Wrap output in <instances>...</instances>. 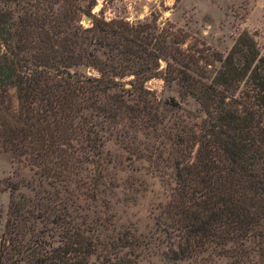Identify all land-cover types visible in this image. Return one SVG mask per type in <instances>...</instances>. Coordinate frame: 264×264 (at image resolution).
Returning <instances> with one entry per match:
<instances>
[{"label": "trees", "instance_id": "trees-1", "mask_svg": "<svg viewBox=\"0 0 264 264\" xmlns=\"http://www.w3.org/2000/svg\"><path fill=\"white\" fill-rule=\"evenodd\" d=\"M94 5L33 0L21 14L0 9V154L31 172L24 184L5 183L0 264H136L150 241L167 264L264 260V59L251 41L237 43L216 55L206 84L203 56L181 49L176 30L104 21L90 14ZM153 78L192 98L204 118L177 125L185 130L170 137L175 149L154 156L173 186L153 217L157 236L146 239L110 227L106 208L98 215L83 201L97 190L98 173H86L104 162L105 136L141 113L126 99L148 103L146 121L158 122L144 88ZM246 82L250 96L238 91Z\"/></svg>", "mask_w": 264, "mask_h": 264}, {"label": "rangeland", "instance_id": "rangeland-1", "mask_svg": "<svg viewBox=\"0 0 264 264\" xmlns=\"http://www.w3.org/2000/svg\"><path fill=\"white\" fill-rule=\"evenodd\" d=\"M91 1L73 0V3L82 9ZM32 2L0 0V9H8L13 15L21 14L23 8ZM94 3L90 14L104 21L123 20L129 25L151 22L158 28L176 30L184 39L181 49L187 48L192 55L203 56L198 59V66L209 77L206 84L219 68V63L215 62L216 55L226 57L237 43L241 47L243 44L246 46L245 41H251V48L264 59V0H94ZM85 17L80 21L83 27L90 22L89 19L87 25H83ZM242 48L246 53L248 49ZM159 64L160 68L164 67L162 62ZM258 65L261 66V63ZM87 73L97 76L93 71ZM130 79L128 77L121 81L124 93L130 88L127 84ZM144 88L151 94L149 106L152 104V112L158 122L150 124L146 121L142 111L148 107V103H141L132 97L126 99L129 109L135 108L141 113L136 120L123 121V129L119 132L105 136L102 148L104 162L98 163V167L90 165L91 172L86 173L88 176L92 170L97 172L99 184L83 203L92 207L98 215L106 208L112 224L110 227L141 234L147 239L157 236L153 217L156 208L168 200L173 186L172 180L158 170L160 166L154 161V156L159 152H172L175 149L172 144L174 137H170L183 135L186 127L199 122L204 115L192 98L178 95L174 84H165L160 78H153L145 82ZM251 89V84L246 82L240 84L238 91L243 96H250ZM171 101L175 103L174 107H166L165 104ZM133 125L138 128L133 129ZM177 125L185 129L181 128L180 131L181 126ZM30 177L28 168L13 163L8 154H0V234L8 202L6 181L24 184ZM19 192L26 194L24 189ZM150 242L151 252L138 258L135 263L167 264L151 255L157 245ZM161 248H164L163 245ZM207 259L177 264H237L230 258ZM90 261L92 264L99 263L93 258ZM245 264H264V260L254 258Z\"/></svg>", "mask_w": 264, "mask_h": 264}, {"label": "water", "instance_id": "water-1", "mask_svg": "<svg viewBox=\"0 0 264 264\" xmlns=\"http://www.w3.org/2000/svg\"><path fill=\"white\" fill-rule=\"evenodd\" d=\"M89 22V18L85 17L82 21L83 25H87V23Z\"/></svg>", "mask_w": 264, "mask_h": 264}]
</instances>
